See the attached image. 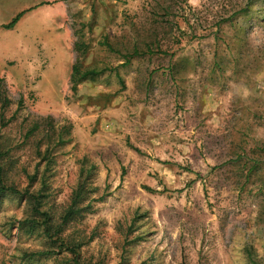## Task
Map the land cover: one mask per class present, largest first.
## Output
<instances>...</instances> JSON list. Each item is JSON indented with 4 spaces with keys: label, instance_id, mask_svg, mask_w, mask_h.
<instances>
[{
    "label": "rangeland",
    "instance_id": "1",
    "mask_svg": "<svg viewBox=\"0 0 264 264\" xmlns=\"http://www.w3.org/2000/svg\"><path fill=\"white\" fill-rule=\"evenodd\" d=\"M0 79L6 185L56 222L84 183L81 264H264V0H0ZM30 219L0 189V264H72Z\"/></svg>",
    "mask_w": 264,
    "mask_h": 264
},
{
    "label": "trees",
    "instance_id": "2",
    "mask_svg": "<svg viewBox=\"0 0 264 264\" xmlns=\"http://www.w3.org/2000/svg\"><path fill=\"white\" fill-rule=\"evenodd\" d=\"M21 13L17 15V17H15L8 25L5 26L6 29H11L15 23L17 22V20L19 19ZM80 45L79 43H76L74 45V51H76V53H78L77 59H76V63L73 64L72 69H71V75H70V82L73 85H76L77 83L86 80L87 78H92L98 75L97 72L95 71H85V72H81L80 70V65L78 64L79 61V52H80ZM134 54H136V51L134 52ZM0 84H2V79H0ZM74 89V87H72V90ZM0 91H2L1 89V85H0ZM3 92V91H2ZM2 103V99L0 101ZM9 104V100L4 99L2 106H6ZM40 129V125L39 123H36L32 126L31 130L28 132V135H31L35 130H39ZM2 158V155L0 154V160ZM259 161L256 160V162H253L252 165H250V167L247 169V174L252 173L253 171H258L259 170ZM11 167L5 168V164H1L0 163V189L1 191H9L10 193H12V195L15 196H19L24 197L26 199H28L29 203H30V213H31V219L30 221H28L27 223H29V227L31 230L37 228L38 231L41 234V237H43L47 243L48 246L50 248V250H54V249H59L60 252L59 253H54V251H49L52 253H47V252H40L37 253L38 256L44 257V258H49L52 256H58V254H62L63 253H69L73 258L71 260L72 264H81L80 260L78 258V253H77V248H79L78 246H70L67 245L66 242H64V239H62L60 237V235L63 233L64 229L63 227H65V224L71 220V218L79 213L81 211V208L78 207L81 204L82 201V194L87 192V189L85 188L84 183H80L78 188L76 190H74L72 192L71 195V202L69 204V207L63 212V214L61 215L60 219L58 221H53L52 220V216L46 212L45 210H42L43 208V198L46 194V191H48V184L47 181L44 179L42 180V186L35 191V193L33 192H29V185L30 187L32 186V182H34L35 176L31 177L29 180L31 182H29V185L22 191H18L10 186L6 185V180H7V174L9 173V171H11ZM83 172L84 170H81V177L82 179L83 177ZM90 171H86V174H89ZM248 180V178H247ZM79 246H81V244H79ZM251 253L248 252V256ZM62 261H64V263L62 264H70V261H68V259H62ZM251 264H260L259 262L251 259Z\"/></svg>",
    "mask_w": 264,
    "mask_h": 264
}]
</instances>
